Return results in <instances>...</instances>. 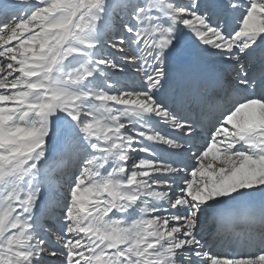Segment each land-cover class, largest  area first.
I'll return each mask as SVG.
<instances>
[{"label":"snow or ice","instance_id":"obj_1","mask_svg":"<svg viewBox=\"0 0 264 264\" xmlns=\"http://www.w3.org/2000/svg\"><path fill=\"white\" fill-rule=\"evenodd\" d=\"M0 264H264V0H0Z\"/></svg>","mask_w":264,"mask_h":264},{"label":"bare ground","instance_id":"obj_2","mask_svg":"<svg viewBox=\"0 0 264 264\" xmlns=\"http://www.w3.org/2000/svg\"><path fill=\"white\" fill-rule=\"evenodd\" d=\"M186 47L189 51H191V57H193L194 58L193 61H195L196 57H197V53L195 54L193 52L194 51L193 45L188 44V45H186ZM204 58H206V57H204ZM204 58L200 59L199 62L193 63V67L190 70V72H195L202 80L206 79V80H210L212 83H215L214 82V75L219 72L218 68L216 67L215 63H210V62H208V58L207 59H204ZM186 61H190V57H186ZM170 74L173 77H175L176 71L170 70ZM227 76H228L227 80L230 79V75L228 74ZM174 86L175 85L170 84V85H166L165 87L168 88V87H174ZM212 93L213 92H210V93L208 92L209 95H211ZM193 110L194 111L196 110L195 106H193ZM160 130L162 132L170 131L169 129H167L163 125L160 126ZM201 132L203 134V130H201ZM208 227H209V231L205 233V235H206L205 239H206V237H209V238H215L216 237V240H215L214 244H212V247L210 246L209 248H207V246H206L207 250L205 249L206 251H209L211 254L222 255L224 247L225 246L227 247L226 244H231V249L229 252L231 254L247 253V252H253L256 250L254 247H249L246 242L243 243V245L241 246V242L243 240L236 239L235 237L230 236V235L217 233L216 231H214L215 225L212 224L211 222L209 223ZM240 246H241V248H244V250L241 251L239 249ZM229 253H227V254H229Z\"/></svg>","mask_w":264,"mask_h":264},{"label":"rangeland","instance_id":"obj_3","mask_svg":"<svg viewBox=\"0 0 264 264\" xmlns=\"http://www.w3.org/2000/svg\"><path fill=\"white\" fill-rule=\"evenodd\" d=\"M15 43V42H14ZM188 44H190V45H192V43L189 41V42H186V45H188ZM193 48H194V46H193ZM195 54H196V51H195V48H194V51H193ZM189 53H190V55L188 56V57H190V61H193L194 60V58L193 57H191V51H189ZM208 58V62H210V63H215L216 64V67L218 68V71L220 72L221 71V65H219L218 63H216V60H215V58H211V57H206V58H204V59H207ZM212 65V64H211ZM224 75H228V73H224ZM228 77V76H227ZM192 163H194V161H192ZM206 236V235H205ZM206 241H207V244H206V246H207V248H209L210 246L212 247V244H214V242H215V238H209V237H206V239H205ZM207 250V249H206ZM228 250V251H227ZM230 252V245L229 246H225L224 247V250H223V254H227V253H229Z\"/></svg>","mask_w":264,"mask_h":264}]
</instances>
